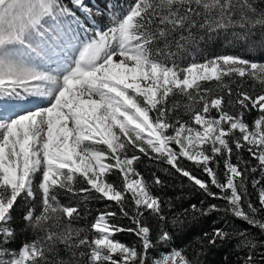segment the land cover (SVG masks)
Returning <instances> with one entry per match:
<instances>
[{
	"label": "snow or ice",
	"instance_id": "1",
	"mask_svg": "<svg viewBox=\"0 0 264 264\" xmlns=\"http://www.w3.org/2000/svg\"><path fill=\"white\" fill-rule=\"evenodd\" d=\"M227 33L233 52L203 54L201 42ZM0 109V264H205L233 240L237 264H264V0H0ZM141 154L260 235L225 220L196 236L220 208L165 210ZM61 191L80 199L63 204ZM189 233L187 245L150 255Z\"/></svg>",
	"mask_w": 264,
	"mask_h": 264
},
{
	"label": "trees",
	"instance_id": "2",
	"mask_svg": "<svg viewBox=\"0 0 264 264\" xmlns=\"http://www.w3.org/2000/svg\"><path fill=\"white\" fill-rule=\"evenodd\" d=\"M231 39V34H221L213 40H209L207 42H201L200 47L204 49V55H212V54H226L231 53L234 49L227 43V40ZM209 87H215V85H209ZM177 99H180L177 97ZM257 113L252 112L251 114L246 116L248 121H251L255 118ZM245 159H250L246 152L242 153ZM255 161H252V164L255 165ZM182 166L192 169L196 175L203 176V173L200 169H197L195 165L186 160H181ZM138 170L144 175V177L151 181L153 179V174L159 176L162 180V184L156 186L153 191L155 194L160 195L165 201L164 208L168 210V201H171L174 206L179 209L180 205L183 207H188L190 204H196L198 207L201 206V201H203V206L206 208L209 204H216L220 211L209 213L207 217H201L199 223L195 228V235L198 236L202 234V231H211L214 227L224 225V221L227 220L228 225H224L225 227H234L237 229H248L249 233L259 236V229L253 228L247 223L237 220L232 217L230 214H225V207L227 206V202L224 200H214L211 197H208L202 190H200L197 186H195L192 182H190L187 178L183 177L179 173H176L174 169L165 163H158L156 161L148 159L141 154V160L138 162ZM219 178L223 181V160L220 161V167L218 169ZM261 174L257 172L255 174L256 178H259ZM206 178V177H205ZM110 179H114L118 181V175L114 174ZM80 186L79 182L77 184V188ZM248 191L251 194V199L253 202H257V192L252 188L251 183H248ZM213 191H219L213 187ZM58 199L63 204L74 203L76 200H79L80 197H73L72 194L61 191L58 195ZM107 202L97 203L96 201H90L89 207L93 210L95 209H104L105 204ZM24 202L21 201L20 205L17 207V214L15 215V219L19 221L18 213L23 210ZM111 210H116L115 205L111 206ZM94 215V213H93ZM91 222L90 218L82 219L79 221H74V227L76 228H86ZM118 223L124 226H131L130 221L128 219L119 220ZM153 226L155 228L156 222L153 219ZM120 242H123L128 245L137 244L138 238L129 232H120L116 234L115 237ZM19 239H23L20 237ZM193 239V233H189L186 236H181L179 239L173 241L172 245H158L156 249L161 250H169L172 246H185ZM238 241L233 240L227 244H217L216 247L206 256H202L201 260L205 262V264H237V260L243 256V251H237L235 245ZM11 247H16V245H12ZM154 252V250L152 251ZM151 252V253H152ZM150 253V254H151Z\"/></svg>",
	"mask_w": 264,
	"mask_h": 264
},
{
	"label": "rangeland",
	"instance_id": "3",
	"mask_svg": "<svg viewBox=\"0 0 264 264\" xmlns=\"http://www.w3.org/2000/svg\"><path fill=\"white\" fill-rule=\"evenodd\" d=\"M167 250H161V249H155L154 252H152L150 255L153 258H159L160 256L166 254Z\"/></svg>",
	"mask_w": 264,
	"mask_h": 264
}]
</instances>
